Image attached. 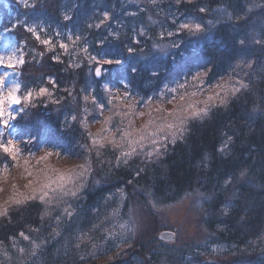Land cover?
<instances>
[{
	"label": "trees",
	"instance_id": "trees-1",
	"mask_svg": "<svg viewBox=\"0 0 264 264\" xmlns=\"http://www.w3.org/2000/svg\"><path fill=\"white\" fill-rule=\"evenodd\" d=\"M67 1L70 2L67 5H71L67 9L72 8L73 12L70 21L62 19V12L65 11L62 6L66 3L64 0H55L50 4L46 1L43 6L42 2L36 1V7L27 14L28 19L41 22V32L45 27L47 33L42 32L45 38H49L50 34L56 35L51 40L53 50L48 51L38 41L33 44L36 39L28 33L27 43L28 47H33L32 52L27 48L29 53L25 56L26 63L16 68L15 78L22 85L21 96L30 89L37 92L41 87L47 88L51 96H35L27 107L21 104L14 121L15 131L18 137L34 138L32 144L35 148L42 146L53 151L59 149V153H76L78 149L86 153L92 151L98 165L101 158H106L103 160L104 168L100 169L104 184L94 187L91 180L88 182L85 189H82L79 201L75 203L74 217H68L63 208L58 207L51 216L41 220L45 206L38 200L23 206L9 204L7 214L0 216V264H80L79 259L87 257L84 237L98 233L97 219L103 209L109 211L106 206L109 197L113 192L123 189L128 197L135 196L133 189H144L161 204L174 203L189 193L210 197H201L207 209L205 223L210 245L217 244L224 253L240 252L252 247L253 242L264 232V115L252 112L256 106L264 110V72L259 70L255 75L251 92L239 94L227 108L213 110L204 122L190 121L189 132L183 142L169 145L165 155L152 163L146 159L141 163L137 162L139 160H131L128 164L116 163V158L110 154L114 151L110 149L112 144L108 142L102 149L107 153H100L97 157L95 149L88 146L83 129L75 121H70L73 110L69 106L76 99L82 101L85 95L95 96L100 92V81L97 82L98 78L90 71L94 65L88 64L86 54L81 51L85 45L88 47L87 55L99 56V53H104V58L121 60L119 64L107 66L112 70L109 77L113 75L115 81L127 82L144 97L165 82L188 79L195 71L209 66L212 71L206 83L213 84L221 77L227 78L235 60L241 55L263 57L264 48L256 45L242 48L237 40L246 38L247 28L252 27L246 19L249 5H262L264 0H192L191 3L182 0L179 5L174 3L178 13L170 18L173 20L170 30L174 35L169 38L180 47L165 57L152 53L154 36L150 37L149 34L142 36L138 44L131 45L136 53H128L127 47L130 45L120 37H108L102 45L98 44V41L108 36V30L107 25L102 29L86 27L91 17V8L107 5L104 8L112 12L113 19L127 12L119 1ZM114 2L115 6L112 7ZM200 7H205L207 12L200 13ZM220 7H227L234 16H243L244 19L238 23L222 21L203 38H193L187 30L177 31L181 23L192 17L199 18L201 22L217 20L219 14L214 10ZM259 10L260 13L261 7ZM147 27L151 29L149 25ZM70 28L71 33H68ZM56 30L57 33L52 32ZM14 32L21 36L26 33L21 25ZM69 35L73 39L80 35L81 40L76 42L75 50L69 48L65 55L59 44L68 42L66 38ZM141 49L142 54L148 56L147 59L139 56ZM53 56H58L59 62L54 61ZM73 63H79L81 67H70ZM133 68L136 69L135 73ZM153 72L158 75L153 76ZM49 77L55 82L50 83ZM21 108L23 112H20ZM127 128L118 126L114 135H123L125 130L129 131ZM228 136H232L233 140L228 153L222 154L217 149ZM83 144L85 148L81 149ZM245 167L249 172L242 182L238 179V173ZM141 168L144 170L137 175ZM229 176L233 177L232 183L225 187L223 182ZM229 201V212L224 215L223 207ZM57 217H60L59 223ZM71 220H75L74 225L70 224ZM53 229L58 230L60 235L54 236ZM21 232L30 239L24 240L20 236ZM41 241L43 244L36 255L32 256L31 243ZM77 243L80 244L79 248L75 246ZM19 248H24L25 253L21 254ZM122 259L98 264H145L137 256ZM159 260L153 258V263Z\"/></svg>",
	"mask_w": 264,
	"mask_h": 264
},
{
	"label": "rangeland",
	"instance_id": "rangeland-1",
	"mask_svg": "<svg viewBox=\"0 0 264 264\" xmlns=\"http://www.w3.org/2000/svg\"><path fill=\"white\" fill-rule=\"evenodd\" d=\"M36 1L38 3L42 2L41 6H43L46 1L48 4H50L55 0ZM117 1H119V4H121L122 8H126L127 12L126 14L118 15L113 19L110 18V20L107 22L108 24H105L107 25L108 32L109 30L119 32L120 38L123 39L125 43L127 42L126 44L131 46L133 44L134 36H136V38L140 41L142 36H138V31L140 27L143 26L146 29V35L149 34L150 37L154 36L152 37L153 42L157 41L168 44L175 42L170 40V38L167 36V31H171L170 25L173 23V20H170V18H173L176 16V13H178L177 9L174 7L175 0H157V4L155 5L151 4L150 0ZM28 2L31 4L32 0H28ZM64 2L66 3H64L62 7L67 10V7L71 6L67 5L70 2L67 0H64ZM106 6L107 5H102L101 7L98 6V9H95V7L91 8V17L88 23L97 22L101 18V14L104 11H107V9L104 8ZM111 6L114 7L115 2ZM259 7L262 9L260 13ZM32 11L33 8L25 7L20 2V0H0V36L4 37L3 40H0V54H9L12 50L13 44H15L18 49L22 48L25 56L27 52L29 53L27 48H29L30 52H32L33 47H28V32L25 31V28L27 26L33 25H39L40 27L39 23H41L40 21H36V19L30 20L27 18L28 12ZM129 13H135V15H129ZM109 14L110 17L113 16L112 12ZM149 16L157 21L155 25L149 21ZM246 19L249 20V23H251L252 26L251 29L247 28L246 37L250 30L259 31L262 35H264V4H260L257 9L249 12V14L246 16ZM147 24L151 27V29L147 27ZM18 25H21L23 31L26 32L22 36L21 34L14 32ZM134 29L136 30L135 32ZM71 30L72 28L68 30V33H71ZM38 31L41 38H45V36L42 34V32H44V34L47 33L45 27L42 28V32L39 28ZM52 32L57 33V30ZM160 32L164 33L163 40H161L159 37ZM55 35L56 34H50L48 39L53 40ZM203 37L204 36H201L200 38ZM66 39L68 42L64 41L62 43L68 44V49L70 48V50H75L77 45L76 43H73L74 39ZM35 42L37 43V40H34L33 44ZM70 42H72V44H69ZM258 47L262 48L260 46ZM176 49L177 48H171L169 50V54ZM34 51L37 53V50ZM67 51L65 52L63 50L62 52L66 55ZM154 54L161 55L159 53ZM17 55H19V52ZM262 55L263 57L261 58H258V56L252 57V59H254L256 62V71L252 76L249 77V79L253 80L260 68L264 66V51ZM100 56H104V53H99V57ZM161 56L165 57L163 55ZM107 66L108 65L104 66L102 75L96 80L97 82L100 81L101 85H99L100 92H97V94L94 96L97 103L104 104L103 110L101 111L98 109L91 99L88 101H85L84 99L79 101L76 99V101L71 103L69 106V108L73 110L70 113V121H73V115L77 117L75 123H77L79 127L85 132L86 139H88V146H91V149H95V152L98 150L100 153H102V155L103 153L106 154L107 151L104 152L102 150L103 147L101 148L99 145H93V139L102 140L105 144L110 142L104 138L111 136L112 139L119 141L122 135L119 137L114 135L118 126H123L124 128L128 127L127 129L129 131H131L133 128H141L143 124H145L149 119L147 115L149 110L152 111L154 117L167 116L168 120L170 121L172 117L168 116V113L174 111L177 107V104L180 103L179 95L182 94L183 91L191 90L178 89L177 93L168 92L164 87L165 85H167L168 88H171L174 87L177 82L185 83L188 79L182 81L174 80L163 83L156 91L150 92L149 96L144 97L143 94H140L127 82L123 81L130 86L131 96L137 101H147L149 98H151L150 108L146 107L144 103L137 105L136 109L130 116V119L133 123L131 126H129L128 118L114 115L116 109L112 108V105L107 103L109 96L105 93L102 87L103 83H108L111 90V86L119 87L121 96H123L125 91H129V89L123 88L121 80L115 81L113 75L109 77V73L112 72V70ZM18 67L19 65L16 68ZM94 67L95 65L93 68ZM16 68L12 70L0 68V74L4 73L5 71H9L10 73L3 89L4 94H7L8 86L13 80L19 82V80L15 78ZM215 83L208 84L205 82L202 87L208 88ZM33 90L30 89V91L35 94L36 91ZM161 92H164V96L162 97L159 95ZM204 95L206 96L207 92H205ZM33 97H35V95H33ZM89 97H93V95H89ZM173 97H175V99H173ZM199 98L202 99L204 97L201 96ZM113 103L115 104L116 101H113ZM127 103H129V101H124V104ZM124 104L120 106V111L122 112L126 111ZM19 106L20 105H6V109L15 115H18ZM85 109H87V111H85ZM109 109L112 110L109 111ZM156 109H161V111L157 112ZM140 112H144L145 115H137V113ZM109 116H112V120L105 128L103 121ZM14 121L15 120L10 121L9 128H3L0 126V132L3 133V135L0 136V143L6 144L9 139H12L15 141L16 147L19 149L16 161H13L10 156L0 150V209H5L8 207V202L13 195L29 193L30 189L26 187L29 182H32L33 186L35 187H38L41 183H50L51 188L49 191L51 195L52 190L57 189V183H53L52 181H56L57 177L61 174L71 177L72 181L75 183H80L81 180L86 181L85 187L90 180V183L93 182L94 187H99L104 184L103 176L100 175V169L104 168L102 165L104 164L103 160L106 158L103 156V158L100 157L101 159L98 165L95 162V155H92L91 153L92 151L90 153H86L83 150L78 149L76 153L72 151L59 153L50 149L52 154L48 157V159L41 160L40 157L49 149H45L42 146L35 148L32 144L34 138H30L28 136L24 138L18 137L15 131ZM85 123L87 124V127H85ZM83 145L84 147L81 149L85 148V144ZM111 147L112 148L110 149L114 151L110 152V154L114 155L113 157L116 158V163L124 164V158L121 157L120 154L122 151L129 149L127 142L125 141L121 147H114L113 145ZM41 148L44 149V152L41 151ZM150 149L151 145H146L143 150L137 146L136 154L132 156L129 161L139 160L137 162H143L146 159L144 152ZM25 159L28 160L27 171L24 167ZM80 165H84L86 168L90 167L91 171L87 177H76L75 174L81 171V168L79 167ZM29 171L32 173L31 175H29ZM13 186H15V188ZM64 186L68 188L73 187L74 184L71 181H67L64 183ZM85 187L83 189H85ZM133 190L135 196L132 197H128V194L124 189L113 192L109 197V203L106 205L109 208V211L103 209L100 217L97 219L99 222V225H97L99 228L98 233H92L90 235L91 237H84L87 257H83V259L80 258V264H98L102 263L103 261H112L117 259L123 260L122 258L131 259L132 257L136 256L138 260L144 261L145 264H264V232L253 242L251 245L252 247L246 248L240 252L224 253L223 250H221L222 248L217 244L213 246L210 245L208 239L209 233L205 223L207 209L201 198L202 196H200L199 193H189L174 203L161 204L153 199L150 193L144 191V189ZM81 192L76 198H65L66 203H61L58 206L54 202L52 205L48 206L49 211L52 213L53 210L58 209V207L64 208L68 205H71L70 210L73 211V215L71 217H74L76 215L75 203L76 201H79ZM71 221L72 222L70 224L73 223L74 225L75 220ZM121 225H124L125 227L122 228ZM132 225L137 226L135 234L127 232L128 227ZM164 230L174 231L176 234L175 240L167 242L160 239L159 234ZM124 235L128 236L129 243L121 245L120 240ZM118 245L120 246L118 247ZM112 250L114 252H111ZM153 258L160 260L159 262L153 263ZM172 259L173 262L171 263Z\"/></svg>",
	"mask_w": 264,
	"mask_h": 264
},
{
	"label": "snow or ice",
	"instance_id": "snow-or-ice-1",
	"mask_svg": "<svg viewBox=\"0 0 264 264\" xmlns=\"http://www.w3.org/2000/svg\"><path fill=\"white\" fill-rule=\"evenodd\" d=\"M20 2L25 6V7H30V8H35L36 7V0H32V3L29 4L28 0H20ZM182 2V0H179V2L177 3L175 0V3L177 5H179ZM187 2L191 3L192 0H187ZM150 3L155 5L157 4V0H150ZM256 7V5H254V3H252L251 5H249L248 7V12H251L253 10V8ZM198 11L200 13H205L207 12V9L205 7H200L198 9ZM214 11H216L219 14V18L215 21H213L212 19L207 20L206 22H201L199 21L196 17H192L190 19H188L186 22L181 23L178 27V32L182 31V30H187L188 33L192 36V37H196V38H200L201 36H206L209 34V32L212 30V28H214L217 24L221 23L222 21L225 23H238L240 20L244 19L243 16H234L233 13L231 11H229L227 9V7H220L218 9H215ZM72 9H67L65 11L62 12V19L63 21H70L72 19V15H71ZM129 15H135V13H129ZM110 14L107 11H104L101 14V18L95 22V23H87L86 27L88 29H100L103 25H105L109 20H110ZM149 21L155 25L157 23L156 20L152 19L151 16L148 17ZM39 25H33V26H27L25 28V31H27L28 33H30L41 45L45 46L47 48L48 51H52L53 50V42L48 39V38H41L39 31H38ZM136 30L134 29V32ZM147 34L146 29L142 26L140 27L139 31H138V36H145ZM174 33L169 31L167 33L168 37L173 36ZM108 37H112L113 39H119L120 37V33L119 32H114L109 30L108 32V36L105 37L103 40L98 41V44L102 45L107 39ZM159 37L161 40L164 39V33L160 32L159 33ZM4 37L0 36V40H3ZM69 40H73V37L71 35H69L68 37ZM81 40V36L80 35H76L75 39L73 40V43H76L78 41ZM140 41L136 38V36L133 37V44H137ZM237 43L239 46H241L242 48H246L252 45H256V46H260L262 48H264V35L261 34V32L259 31H252L250 30L247 37H241L237 40ZM166 46H170V48H166ZM60 49L64 50L65 52L68 49V44L65 43H60L59 44ZM180 45L177 43H160L157 41H154L152 44V53H157L160 52L162 55L167 56L169 54V50L171 48H179ZM81 51H83L88 60H91L92 63L91 65H95L94 69L90 68V71L94 73V75H102V72L104 71V66L106 65H111L114 64L115 62H113L112 60H108L107 62L101 64V60L99 58V56H96L95 58L92 55H87L88 53V47L85 48L83 47L81 49ZM19 52V55H17V53ZM127 52L129 53H136V49L132 46H128L127 47ZM143 49H141V56L144 59H147L148 56L143 55ZM43 54H41L42 56ZM52 59L56 62H59V57L58 56H53ZM26 63V59H25V55L23 52V49L20 48L18 49L17 46L15 44L12 45V50L9 54L4 55V54H0V68H4L6 70H12L15 69L18 65L23 67ZM255 60L250 58V57H245L243 55H241L239 58H237L234 62V64L232 65V71L229 72L227 74V78L225 79L224 77H221L216 83H215V90H209L207 95L212 96L214 99H216V103L215 104H208L206 107L205 106H200L197 105V108L203 107L204 110L203 112H198L197 115L194 116H188V115H184L182 109H175L172 112H179L180 114L176 117H172V119L166 120L165 123L166 124H170L172 126L174 135H168L167 133L163 134V139L160 138H153L154 143L151 144V149L144 152V156L146 158V160L149 163L158 161L161 157H163L168 149L169 145L175 146L176 143L178 141L183 142V140L185 139V136L188 134L189 132V123L190 121H200V122H204L209 116L210 114L213 112V110L217 109V108H227L229 106V104L238 98L239 94L242 93H248L252 91V84H253V80L249 79L250 76H252L254 74V72L256 71L255 68ZM115 64H119V63H115ZM90 65V66H91ZM70 67L73 68H79L81 67V65L79 63H73L71 64ZM133 71L135 70V68L132 69ZM207 70V69H204ZM199 71V70H198ZM212 71V69H211ZM261 72H264V66H262L260 68ZM9 71H5L4 73L0 74V97H5V106L6 105H11V106H18L21 104H25V100L27 98V101L30 103L32 101V96H33V92L32 91H27L23 96H21L20 90H21V83H19L16 80H13L11 82V84L8 86V91L7 94H4L3 89L6 85L7 82V77L9 76ZM153 76L158 75V73L153 72L152 73ZM209 77V75L204 79V83L206 82L207 78ZM49 82L50 83H54L55 81L49 77ZM122 86L124 89H127V85L123 84V82H121ZM168 92H172L171 88H166ZM225 92H227V96H225ZM43 93L44 95L48 94V89L41 87L37 92H35V94L37 96H39V94ZM108 93L111 94V88L110 85L108 86ZM125 95L123 96H119L118 99L116 97H113L111 103L109 102L108 99V104L112 105L114 104L113 101H116L115 104H119L122 105L124 104V101H129V103L124 104V107L126 109V111H121L122 113H127L129 112V110H135L137 105L140 103H144L145 106L150 107L151 106V99L149 98L147 101H137L136 99H134L130 93H128L127 91L124 92ZM161 97L164 96V92H161L159 94ZM11 97L14 99L15 102L9 104L8 103V98ZM83 99L85 101H88L89 99L92 100V102L96 105V107L98 109H100L101 111L104 108V104L102 103H97L96 98L93 97H89L87 95H85L83 97ZM223 99L224 103L221 104L220 100ZM112 109H109V111H111ZM85 111H87V109H85ZM20 112H23V109H20ZM189 112H191V109H189ZM253 114L255 115H264V110L260 109L259 106H256L252 109ZM115 115V114H114ZM119 116V115H117ZM7 117V118H5ZM17 118V115L13 114L11 111H5V112H0V126H2L3 128H9L10 126V121H13ZM77 119V117L75 115L72 116V120L75 121ZM112 120V116L106 117L103 121L105 128L107 127L108 123ZM85 127H87V124L85 123ZM3 133L0 132V136H2ZM91 135V134H90ZM104 139H107L114 147H120L116 144V140L112 139L111 136L109 137H105ZM233 140L232 136H228L226 140H224L221 144V146L217 149L218 152L222 153V154H227L229 151V146L231 144ZM93 145H99V147H104V143L102 140H98V139H93L92 140ZM0 150H2L4 153H6L8 156H10L12 158L13 161H16L17 158V153L19 152V149L16 147V143L14 140L9 139L7 141L6 144L0 143ZM136 154V149L133 150L131 148H129L126 151H122L121 152V157H123V163L124 164H128L129 163V159L134 156ZM96 155L99 157L100 156V152L97 150ZM208 157H205V160H207ZM28 166V160L24 161V167L26 168ZM81 168V171L77 172L75 175L77 178H82V177H87L90 174V167L86 168L84 165H80L79 166ZM205 167H207V165H205ZM144 169L141 168L138 170L137 175H139L140 171H143ZM248 172L249 169L248 168H242L239 173H238V179L240 181H244L245 178L248 176ZM30 175V174H29ZM233 177L229 176L228 178H226L224 180V186L227 187L228 185H230L232 183ZM73 182L74 186L73 187H68L66 188L63 185L61 186H57V189L52 190V194L50 195V191L49 189L51 188V184L50 183H41L38 187L33 186L32 182H29V184L26 186L30 189L29 193L27 194H19V195H13L10 200H9V204L12 205H16V206H23L25 204H27L30 201H39L42 205H44V210L43 213L41 215V220L44 219V217H48L51 216V212L49 211L48 206L52 205L54 202L55 204L58 206L61 203H66L65 198L71 197V198H76L78 197V194L82 191V189L85 187V183L86 181L81 180L80 183H75L74 181H72V178L69 177V180ZM44 185H47V187H43ZM15 188V186H13ZM203 197V194H201ZM203 199H210V197H203ZM231 204V201L227 202L225 204V206L223 207V214L227 215L229 212V206ZM155 206V205H154ZM71 205H68L67 207L63 208V212L68 216L71 217L73 215V211L70 210ZM7 214V209H0V216L6 215ZM57 222L59 223L60 217H57ZM243 219V217H242ZM122 228H124V225H121ZM137 230V226L136 225H132L129 226L127 229L128 233L131 234H135ZM53 233L54 236H59L60 232L56 229H53ZM20 236L24 239V240H29L30 237L28 235H25L23 232L20 233ZM83 239V238H81ZM125 243H129V238L127 235H124L121 240H120V244H125ZM43 244V241H41L40 243H36V242H32L31 243V252L30 254L32 256H35L37 253V250L41 247V245ZM77 248L80 247V244L77 243L75 245ZM120 245H118L119 247ZM95 247V246H94ZM18 251L21 254L25 253V249L24 248H19ZM81 259H83V257H81Z\"/></svg>",
	"mask_w": 264,
	"mask_h": 264
},
{
	"label": "clouds",
	"instance_id": "clouds-1",
	"mask_svg": "<svg viewBox=\"0 0 264 264\" xmlns=\"http://www.w3.org/2000/svg\"><path fill=\"white\" fill-rule=\"evenodd\" d=\"M176 2L178 3L179 0H176ZM258 6L259 5H256V7H258ZM85 48H87V45H85ZM166 48H170V46H166ZM157 53L161 54L160 52H157ZM137 55H139V54H137ZM92 56L95 58L97 55H92ZM139 56L141 57V59H143V57L141 55H139ZM163 56H165V55H163ZM99 58L101 60V64L107 62L108 60H112V59L104 58L103 56H100ZM112 61L115 63H121V60H112ZM87 62L89 65H91V63H92V61L88 60V59H87ZM211 69H212L211 66H209L207 68V70L202 69L199 71H195L188 78V80L185 83L177 82L174 87H171V91L173 93H177L178 89L179 90L191 89V90L183 91L182 94L179 95V102L180 103L177 104L176 108L182 109L184 115L194 116V115H197L198 112H203L204 108L203 107L197 108L196 107L197 105H203L206 107L208 104H215L216 103V99H214L212 96H210V95L205 96L204 95V93L205 92L208 93L209 90H215V84L212 86H209L208 88L202 87L205 84L204 79L209 75V73L211 72ZM135 71H136V69L133 71V73H135ZM94 76L96 78L100 77L99 75H94ZM123 84L127 85V89H129V91H127V92L131 94L130 86L124 82H123ZM108 86H109L108 83H103V85H102L105 93L108 94L109 102L111 103L113 97H116L118 99V97L121 96L120 95V89H119V87L111 86L112 90H111V94H109L108 93ZM164 87L167 88L168 86L165 85ZM227 94L228 93L225 92V96H227ZM33 95L37 96L36 94H33ZM48 95L51 96V93L48 92ZM123 95H125V93H123ZM39 96H44V94L41 93V94H39ZM201 96H203L204 98H202V99L199 98ZM32 99H33V96H32ZM173 99H175V97H173ZM13 102H15L14 99L9 97L8 103L11 104ZM220 103L223 104L224 100L221 99ZM28 104H29V102L27 101V98H26L25 107H27ZM120 106L121 105H119V104H112V108L116 109L114 114L119 115L123 118H128V124H129V126H131L133 122L130 119V116L134 111L130 109L129 112L122 113L120 111ZM33 107H35V105H33ZM189 109H191V112H189ZM5 111H7L6 106H5V97H0V112H5ZM156 111L159 112V111H161V109H156ZM179 114H180L179 112H170V113H168V116L176 117ZM137 115L143 116V115H145V113L140 112V113H137ZM147 115H148L149 119L145 124H143V126L141 128H139V129L133 128L131 131H127V130L124 131L123 135L121 136V139L119 141H116V144L121 147V146H123V143L126 141L127 144L129 145V148L135 150L136 147L139 146L140 149L143 150L146 145H151L152 143H154L153 138L163 139V135H161V134L167 133L168 135H174L172 126L170 124H166L165 122H160V121L168 120L167 116H165V117H154L151 110H149L147 112ZM41 151L44 152V149L41 148ZM57 152H59V149H57ZM51 154H52L51 150H48L47 152H44V154L40 157V159L41 160H47ZM25 161H27V159H25ZM25 169L27 171L28 166ZM29 174L31 175L32 173L29 171ZM68 180H69L68 176L61 174L60 176L57 177L56 181H52V182L57 183V186H61L64 183H66ZM43 187H47V185H44Z\"/></svg>",
	"mask_w": 264,
	"mask_h": 264
},
{
	"label": "water",
	"instance_id": "water-1",
	"mask_svg": "<svg viewBox=\"0 0 264 264\" xmlns=\"http://www.w3.org/2000/svg\"><path fill=\"white\" fill-rule=\"evenodd\" d=\"M159 238L164 241H174L176 238V234L174 231L164 230L159 234Z\"/></svg>",
	"mask_w": 264,
	"mask_h": 264
}]
</instances>
